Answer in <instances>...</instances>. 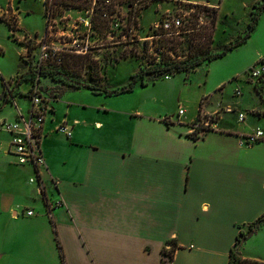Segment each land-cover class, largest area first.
<instances>
[{"label":"crops","instance_id":"crops-1","mask_svg":"<svg viewBox=\"0 0 264 264\" xmlns=\"http://www.w3.org/2000/svg\"><path fill=\"white\" fill-rule=\"evenodd\" d=\"M39 1L47 23L46 3ZM180 1L217 7L218 24L223 2ZM29 2H0V14L19 18L20 29L15 34L20 39L38 33L25 27L32 8ZM169 2L155 0L141 10L142 33L159 23L160 13L169 9L163 5ZM153 7L159 17L142 26L144 11ZM263 17L264 10L244 44L254 39ZM250 20L251 16L248 25ZM5 24L0 19V25ZM18 45L24 48L21 58L28 48ZM4 71L0 66V101L5 94L4 80L10 84L19 74L8 70L6 78ZM227 80L222 79L215 88L223 91ZM29 83L25 81L20 90L27 92L22 88ZM52 83L48 91L53 93L45 92L49 111L40 147L47 162L43 171L47 199H59L62 204L50 212L41 186L30 180L34 177L31 165H20L13 154L0 151V264H63L57 239L65 264H164L163 250L173 242L177 247L171 264H228L237 235L264 214V139L245 143L255 129L264 130L260 125L264 98L256 93L260 103L244 110V98L228 103L222 95L215 103L205 91L200 97L201 109L199 106L196 114L187 116L185 109L182 114L162 110L156 98L145 104L144 99L136 102L131 95L134 89L107 95ZM140 85L148 86L138 80L135 89ZM113 88L120 87L108 86ZM24 99L15 95L16 110L7 109L8 102L0 109V118L15 121L19 114L28 118L30 106L26 109L20 104ZM250 110L257 118L255 125L249 123ZM242 112H248L244 122L239 120ZM199 113L200 122L209 119L208 129H201L195 140L192 124ZM62 123L70 127L72 135L58 129ZM9 137L0 133L2 141ZM29 208L36 211L33 216L26 214ZM262 223L241 244L259 236Z\"/></svg>","mask_w":264,"mask_h":264},{"label":"rangeland","instance_id":"rangeland-1","mask_svg":"<svg viewBox=\"0 0 264 264\" xmlns=\"http://www.w3.org/2000/svg\"><path fill=\"white\" fill-rule=\"evenodd\" d=\"M92 1L93 0H88L86 2L85 0H79V2H84L86 7L88 6L87 3H90V6L93 7ZM169 1V3L163 5L164 8L168 7L169 9L164 13H160V20L162 13L164 16L169 15V17L175 14L181 16V14H187L186 12L191 9V3L177 0L176 4L174 0ZM0 2L6 4L7 0H0ZM46 2L49 6V12L52 15V29L67 36V41L76 40L78 43L77 46H71V44L61 45L58 41H52V44L55 46L70 47V49L75 52L73 53L74 56L71 57L73 63L70 67L72 73L74 72L73 75H75V78L79 77L82 81L92 84L99 85L103 83L102 85H104L105 83L107 86H114L115 88L122 87L128 82H131L132 74L140 69V65H146V68H152L156 66V64L160 65L161 62L164 63V60L169 56L172 57V60H184L189 57L191 47H193L192 50L194 54H198L201 45L207 41L208 32L211 31L210 27H203L207 25L213 26V17L217 12L216 7L213 6L211 7L212 11L208 10L206 12L204 23L197 25V27L200 28V32L195 29H187L173 36L174 39L167 40L166 38H155V34L160 32L159 28L156 30L157 28L155 25L150 26L145 33L140 31L141 11L137 19L138 26L135 27L136 21L133 20L134 17H132L133 15L129 11L130 5L123 0H110V7L106 10L107 16L101 18L98 16L96 23L93 24L92 27H89L82 17H91L93 10L89 11L84 7H78V3L69 2L74 4L73 8H71L72 5L67 3L68 0H46ZM211 2L219 5L220 2H223L218 24H216V41L213 44L215 50H222L225 44L234 41L239 34L243 33V31L248 28V19L253 9V0H211ZM258 2L261 4L263 0H258ZM29 3L32 8L31 13L25 17V27L27 26V31L30 33L38 32V35L35 34L28 44H35L31 54L28 53L27 49V52L23 53L20 58L19 55L21 51H24V48L22 49V47H20L21 45H18L22 44L21 41L27 42L30 35H26L23 39H20V37L16 35L17 39H15L12 35L13 32L9 30L6 24L3 26L0 25V42L3 44L1 47L5 50L4 54L1 53L0 66H3L5 70L3 74L6 78H9V74L6 73L8 70L10 72L19 71V73H22L24 70L29 69L32 64L37 66L41 61V47L34 39L36 37H41L42 34L40 33L45 29L46 19L43 16V4L39 0H30ZM156 10L157 7H153L144 11L142 26H149L151 20L159 17V13L156 12ZM190 12V15L187 14L185 16V19L187 17L185 26L190 24V20L197 23L195 17L197 13L194 14V11ZM2 14L7 15L5 12ZM113 41L114 43L112 46L105 47ZM64 51H66V48ZM133 53L138 54V57L133 56ZM126 56L127 58L124 59L123 57ZM263 57L264 17L254 39L248 43L238 46L219 59H215L211 64L201 67L197 72H177L176 74L166 72L163 75H145V79L148 82L152 81V79L158 82L156 85L149 84L147 87L140 85L138 89L134 88L133 93L135 94L131 95H134L136 102L139 103H142L144 99L142 104L156 98V100L160 102L159 107L162 110L169 109L172 111V114H179L180 109H185L187 116H193L198 112L199 106H202L201 98L203 97L201 95L205 93V91H208L205 95L209 94L210 98H212L215 103L220 100L222 95L228 103L233 102L234 99L237 102L241 98H244L245 103L243 107L245 110L247 107L251 108L261 101L253 85L247 81L246 77L247 71ZM116 59H119V61ZM45 61L47 60H44V62ZM91 65H94L96 68L93 75L99 80L95 81L92 79ZM170 74L173 75L172 79L165 80L164 77ZM18 75V77H20V74ZM227 77L228 80L226 82L224 81L226 86H224L223 91L217 90L218 88H215L216 83ZM17 79H10V84L7 81L9 84L8 87L11 88L14 86ZM41 79L40 82L43 84L37 83L36 87L46 95L45 92H50L48 88L51 84L54 85V83H52L54 81L51 79V76H42ZM29 84L22 88L25 91L27 89V92H22L19 84H16V86L18 85L16 94L20 95L19 93H22V96L25 98L20 104L26 109H29L31 102L30 94L33 89L30 90V87L33 85V80H30ZM238 88L241 89V92L236 95L235 91ZM50 93L52 94L53 91ZM79 95L82 99H85L84 94L81 93ZM262 96L264 97V94ZM12 102L13 101L10 102L7 109L14 108V110H16ZM248 112L250 114L249 123L255 125L257 123V118L251 115L253 114L251 110ZM248 112L245 113L248 114ZM229 115L230 117L228 118L236 122V118L233 117V114ZM201 118L202 117L197 119L193 126H205L203 122L199 124ZM260 125L264 128V119ZM263 221L264 218L262 219V222ZM262 225L263 227L260 231V235L255 237L254 240L252 239L250 243L246 245L241 244L249 238V235L240 242L238 248L242 255L264 260V222ZM254 233L255 231L252 230L251 235ZM241 245L244 247L241 248Z\"/></svg>","mask_w":264,"mask_h":264},{"label":"trees","instance_id":"trees-1","mask_svg":"<svg viewBox=\"0 0 264 264\" xmlns=\"http://www.w3.org/2000/svg\"><path fill=\"white\" fill-rule=\"evenodd\" d=\"M86 2L88 0H85ZM128 2V4L130 5V13L133 15L132 17L134 21H136V25L135 27L138 26L137 23V19H138V15L140 14V11L143 10L145 7H149L153 1L155 0H123ZM69 2H74V3H78L77 6L78 7H84L85 9L87 8H91L90 3H87V7L84 5V2H79V0H68V4L74 6L73 3H69ZM81 3V4H79ZM110 3H106L105 0H98V2L95 4L94 8H93V14H92V23L95 24L96 23V19L98 18V16L101 17H106L107 13L106 10L109 9ZM139 4V6H138ZM76 6V5H75ZM48 4L46 7V12H47V16H48V23L46 24V33L49 32V27H50V23H51V13L49 12L48 9ZM202 7V6H201ZM204 7H208V6H204ZM217 12H218V8L216 7ZM264 10V0L263 2L260 4L258 2V0L254 3L252 12H250L251 15V20L249 22L248 28L241 34H239V36L234 40L231 41L229 44H225L222 50H215L213 47V44L215 43L216 39V27H217V12L214 14L213 17V26H205L203 28H209L210 30L208 32V36H207V41L206 43H204L203 45H201L200 48V52L198 54H194L193 52V47L190 48V52H189V57L185 58L184 60H172V57H168L164 60V63H160V65L156 64V66L152 67V68H146V65H140V69L133 73L131 76V82H128L127 84L123 85L120 88H116V89H108V86L104 83V85L101 84H92V83H88V82H84L82 81V79H80L79 77L75 78L74 72L72 73V70L70 69L71 64L73 63V59L71 58L73 55L72 49H66V51H62L61 55L56 56L55 58H51V56H49L46 60L47 61H40L37 66H35L34 64L31 65V67L25 71H23L20 74V77H18L19 75L16 76L17 82L15 83L14 86H12L11 88L8 87L9 84L7 83L6 80H4V87H5V94L3 99L0 101V109L8 102L13 101V99L11 98V96H15L17 95V86L16 84H19V86H21L25 81H30L33 80V85L30 87V90L34 89L36 87L37 83H41L40 81L42 80V76L47 77V76H51V79L54 82H61V83H65L66 85L69 86H74V87H82V88H88L91 89L93 91H96L98 93H105L107 95H117L120 94L122 92H126V91H132L138 80H141L142 84L144 85H148V81L145 79L146 76L150 75V74H155V75H163L166 72H169L171 74H176L177 72H190L192 70H196L197 67H199L200 65H202L205 62L208 61H213L215 59L221 58L225 55L228 54L229 51L233 50L235 47H237L240 44H244L248 38L251 36L252 30L256 27L258 21L260 20L261 17V13ZM164 14H161V22H163L164 20ZM0 19L3 20L12 30V35L15 37V39H17V36L15 34V31L17 29H20V25H19V18L17 17V15L15 14H11L10 16L7 15H0ZM190 24H188L187 26H184L181 28L180 32L178 34L181 33V31L183 30H187V29H195L198 30L200 32V28L197 27V23L192 22L191 20L189 21ZM92 24V25H93ZM131 28V27H130ZM159 28V33H156L155 35H160L159 38H163V39H167V40H172L174 39L173 36L176 35H172V36H166L165 34L167 33L162 25L158 26L156 30H158ZM132 29V28H131ZM38 35V34H37ZM31 39L33 38H28L27 42L21 41L22 44H26L28 46V53L31 54L32 50L35 47V44L32 45H28L31 42ZM114 43L111 42V44H108L105 47H110L112 46ZM116 43V42H115ZM173 46V45H171ZM76 50V49H75ZM0 53H5V50L3 47L0 46ZM28 54V55H29ZM133 56H137L138 54L133 53ZM124 59L127 58L123 57ZM60 59V60H58ZM117 61H119V59H116ZM158 65V66H157ZM92 68V72H91V77L93 80H99L97 77H94L93 73L95 72V67L94 65H91ZM170 74V75H171ZM146 75V76H145ZM107 78V77H106ZM105 78V80H106ZM152 81H155V79H152ZM257 89H258V94L264 98L262 95L264 94V84H258L257 85ZM33 91V90H32ZM31 91V92H32ZM20 95H22V93H19ZM201 109V106H200ZM200 118V113H199V117L197 119ZM197 121V120H196ZM195 121V122H196ZM195 122L193 124H195ZM192 124V125H193ZM194 132L191 133L193 139H197L199 138L198 136V132L201 129H208L207 126H202V125H196L193 126ZM43 191V196H44V200L45 202L48 204V197H47V193L45 191V189H42ZM264 218V214L261 215L258 219H256L255 221H252L249 224V229L247 231H241L239 233V235H237V240L236 243L234 244V246L232 247V249L230 250V259L228 264H264V260L262 259H257V258H252L249 256H244L239 252V244L243 239H246L249 235H251L252 230L255 231V228L257 226V224L262 221V219ZM58 238V237H57ZM58 240V247L60 249V254L62 257V263L65 264L66 259H65V254L64 251L62 249V243L59 239ZM173 242V241H171ZM177 244L175 242L172 243V247L171 248H165L163 250V261L164 264H171V260L174 256V250L176 249Z\"/></svg>","mask_w":264,"mask_h":264},{"label":"built area","instance_id":"built-area-1","mask_svg":"<svg viewBox=\"0 0 264 264\" xmlns=\"http://www.w3.org/2000/svg\"><path fill=\"white\" fill-rule=\"evenodd\" d=\"M44 1L47 6L46 0ZM97 2L98 0H93V7L87 8L86 10L92 11ZM105 2L109 3L110 0H105ZM191 4L190 11H194V14L197 13L195 16L197 24H203L205 21V14L208 10H211L212 6L196 2ZM71 8H73V6H71ZM190 11H187L186 13L190 15ZM187 14H181V16L179 14H175L172 17L165 15L163 22L160 21L155 25V27L157 28L158 26L162 25L163 29L167 32L165 34L166 36L176 35L180 32L181 28L186 25L185 21L187 20V17L185 19V16ZM82 19L88 24L89 27H92V16L86 18L82 17ZM52 27L53 25L51 23L48 33L45 32L40 39L37 37L34 39L41 47V62L46 60L49 56L55 58L56 56L61 55L63 49L65 50V48L70 49V47L67 48L65 46L53 45L52 41L54 40L58 41L61 45L71 44V46H77L78 44L76 40L67 41V36L60 34L58 31H54ZM159 37V34L155 35V38ZM246 78L247 81L253 85L254 90L258 94L259 91L257 89V85L264 84V57L257 61L249 69V71H247ZM240 92L241 89L238 88L235 91V94L238 95ZM11 98L14 99V96H11ZM30 100V115L28 118H25L20 114L15 121H8L6 119L0 118V133H8L10 135L6 142L0 140V151L4 150L8 154H13L16 157L17 163L20 165H31L32 169L34 170V177H31L30 180L40 185L42 189H45L43 171L47 166V162L43 153L41 152L42 149L40 147V142L44 134L43 125L49 111V101L48 97L38 87H35L31 92ZM227 110L232 111L233 108L227 107ZM183 111L184 109H180L179 113L182 114ZM246 115L247 114L245 112L239 113L240 122L245 121ZM207 121H209V119H207L204 124H207ZM200 123L201 122H199V124ZM58 129L64 131L67 136L72 135V130L65 123L60 124ZM262 139H264V130L257 128L246 137L245 143L253 144ZM3 147L5 149H3ZM61 204L62 202L59 199L53 202L48 200L47 206L49 211L52 212L54 208H57ZM35 213L36 211L31 208L26 211V214L31 216H33Z\"/></svg>","mask_w":264,"mask_h":264}]
</instances>
